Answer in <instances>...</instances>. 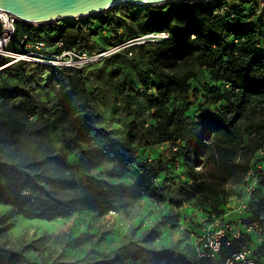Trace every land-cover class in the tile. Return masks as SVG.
<instances>
[{
    "label": "trees",
    "instance_id": "16d2710c",
    "mask_svg": "<svg viewBox=\"0 0 264 264\" xmlns=\"http://www.w3.org/2000/svg\"><path fill=\"white\" fill-rule=\"evenodd\" d=\"M254 1H175L149 5L142 12L127 6L122 15L109 10L100 17L47 25L18 23L7 46L18 53H27L32 42L47 46L62 42L58 53L75 46L81 49L106 26L118 37L124 35L120 32L124 28L133 39L162 31L170 36L160 42L131 45L112 57L118 65L116 71L134 68L140 77L139 83H132L126 76L119 86L122 110L131 118L129 134L123 139L95 125L97 107L90 100L86 69L69 70L68 84L62 81L53 101L44 102L28 85L30 62L0 55V106L12 103L18 114L42 123L40 133L30 136L18 118L0 117V204L13 205L29 218L49 220L69 217L78 207L117 212L116 198L125 193L154 192L153 182L162 171L171 181L166 190L174 195V204L195 197L226 203L242 196L244 178L254 169L258 187L241 218L264 226V155H257L264 149V5ZM248 3L255 4L252 14L245 12ZM97 20L100 24L94 26ZM136 47L149 48L145 54L134 55ZM41 65L57 76L54 79L68 70ZM200 68L209 70L211 82L198 96L192 94L191 80ZM3 78L16 79L25 86L15 87ZM195 96L203 97L210 107H204L205 102L195 106ZM147 111L152 124L145 116ZM49 133L55 134L64 150L99 135L106 136L108 142L95 155L88 151L71 166L63 154L38 153L48 144L45 137ZM166 142L175 149L174 159L182 161L185 179H172L164 162L141 164V175L133 184L91 175L83 184L76 178V170L87 173L105 159L123 171L135 162L139 150ZM24 189L37 192L38 197H26ZM154 233L156 230L150 229L140 238L129 236L112 253L99 257L90 253L80 258L36 256L40 243H51V238L56 244L63 236L65 247H69L71 235L67 232L44 235L19 247L0 242V264H226L246 247L255 248V255L264 257V248L243 229L230 243L223 241L215 259L200 257L197 243L193 257L172 246H153Z\"/></svg>",
    "mask_w": 264,
    "mask_h": 264
},
{
    "label": "rangeland",
    "instance_id": "374dc122",
    "mask_svg": "<svg viewBox=\"0 0 264 264\" xmlns=\"http://www.w3.org/2000/svg\"><path fill=\"white\" fill-rule=\"evenodd\" d=\"M207 1L215 4V0ZM257 1L264 2V0H255L254 3ZM127 6L137 12H142L148 5L124 2L106 11H115L117 15H122L123 8ZM254 6L255 4L252 6L249 3L246 4L244 6L246 14H252ZM104 12L90 16L100 17ZM99 24L97 20L94 26H99ZM120 32L124 35L118 37L106 26L103 31L90 39L89 45L84 43L81 49L76 46L68 48L73 51L71 55H68V59H71L69 61L74 66L73 68L86 69L84 74L88 78L90 100L97 107L95 125L108 130L111 136L123 139L129 134L131 118L122 110L119 86L121 80L124 81L126 76H130L129 80L132 83H139L140 77L134 68L120 67L116 71L118 65L112 57L118 52L127 50L131 45L139 46L140 43L137 40L140 37L130 38L125 28ZM61 43L48 46L50 47L49 52H57V47H60ZM147 49L140 50L139 47H136L132 51L134 55L141 52L145 54ZM26 52L28 54L26 60L30 62L27 66V73L30 76L28 85L35 90L40 100L52 102L62 81L65 80L68 84L67 77L71 70H67L59 78L54 79L57 76L51 74L52 71L41 65L45 63L40 61L41 57L38 56L32 45L27 46ZM83 53H87L86 56ZM0 55L9 56L1 52ZM129 56L131 57L133 54L129 53ZM3 80H7L18 88L25 86L24 82L13 78H3ZM210 82L209 70L200 68L194 79L191 80L192 94L197 93L199 96V93H203L205 85ZM194 101L195 106L201 102H205L204 107L206 108L211 105L204 101L203 97L195 96ZM11 105L12 103L8 106H0V117L18 118L26 124V132L30 136L40 133L42 123L29 120L18 114ZM150 115L149 111L145 113L148 122L152 124L154 121ZM45 138L48 144L39 149L38 153L49 155L55 151L63 154L68 158V164L71 166L77 165L79 159L86 156L88 151L95 155L101 149V145L108 142L106 136L99 135L91 142L75 143L69 150H64L61 143L56 141L55 134H46ZM174 152V147L168 142L157 144L139 150L136 153L135 162L123 171H119L113 161L105 159L103 163L93 166L87 173H83L82 169L76 170V178L83 184L87 183L90 175L105 178L114 183L133 184L141 175V164L158 166L160 162H164L168 164V173L172 179H185L183 163L180 159H174ZM86 158L88 159V156ZM167 175L166 171H162L159 177L154 180V192L139 195L125 193L116 198L118 208L115 213H103L101 209L78 207L69 217L49 220L29 218L20 213L13 205L0 204V242L19 247L44 235L55 236L67 232L71 235L69 247H65L63 236H60L56 244L52 243L54 239L51 238V243L45 244L46 240L40 243V251L36 253V256L40 259L49 256L57 258L62 254L65 258H80L90 253L99 257L112 253L129 236L140 238L147 230L155 229L156 233L150 242L151 245L172 246L183 255L193 257L195 255L194 245L204 228L211 225L213 221L217 220L221 224L232 223L236 228L239 227L238 220L242 214L233 212L237 208L238 197H232L226 203H222L218 199L205 200L195 197L190 200L185 199L180 204H174V195L166 190V187L171 183ZM23 194L26 197H38L37 192H32L29 189H24Z\"/></svg>",
    "mask_w": 264,
    "mask_h": 264
},
{
    "label": "built area",
    "instance_id": "2783aa9c",
    "mask_svg": "<svg viewBox=\"0 0 264 264\" xmlns=\"http://www.w3.org/2000/svg\"><path fill=\"white\" fill-rule=\"evenodd\" d=\"M260 6L264 5V2L259 3ZM223 11V9H222ZM23 22L16 14H13L6 10H0V23L2 26V33L0 35V52L5 55H9L15 61L19 59H27V53H18L14 51H9L7 46L12 40L18 23ZM25 23V22H23ZM170 34L166 31L162 32H152L146 34L137 40L139 43L144 42H160L169 38ZM34 47L35 51L39 57L40 61L57 67L58 69H68V70H77L79 68H73L72 64L68 59V55H71L73 51L70 49H64L62 52H49L50 47L44 42H32L28 44L30 47ZM63 46V43L60 44V47ZM87 53H83L86 56ZM4 56V55H2ZM257 155L263 156L264 149L258 151ZM260 167V166H259ZM258 187V175L254 169H250L242 184V196L238 197L237 208L233 210L239 213H243L247 207L249 199L251 198L253 192ZM234 205V204H233ZM232 205V206H233ZM110 213H115L111 211ZM216 223V224H214ZM213 225V226H211ZM208 227H205L202 234L197 240V252L200 257H208L215 259L220 253L222 243L224 240H227L230 243V240L234 237H238L241 229L250 234L257 244L264 248V226L257 223H250L247 220L239 218L238 225L236 228L232 223L221 224L217 220L213 221ZM226 264H264V257L255 255V248L246 247L241 252L235 254L232 259H230Z\"/></svg>",
    "mask_w": 264,
    "mask_h": 264
},
{
    "label": "water",
    "instance_id": "95a60500",
    "mask_svg": "<svg viewBox=\"0 0 264 264\" xmlns=\"http://www.w3.org/2000/svg\"><path fill=\"white\" fill-rule=\"evenodd\" d=\"M175 1L207 0H0V10L16 14L27 24L47 25L65 19L85 18L124 2L149 6Z\"/></svg>",
    "mask_w": 264,
    "mask_h": 264
}]
</instances>
